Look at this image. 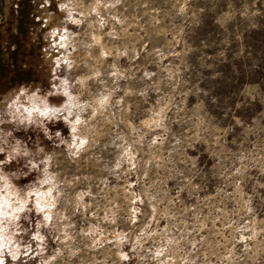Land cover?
<instances>
[{
    "label": "clouds",
    "instance_id": "1",
    "mask_svg": "<svg viewBox=\"0 0 264 264\" xmlns=\"http://www.w3.org/2000/svg\"><path fill=\"white\" fill-rule=\"evenodd\" d=\"M0 66V264H264V0H0Z\"/></svg>",
    "mask_w": 264,
    "mask_h": 264
},
{
    "label": "rangeland",
    "instance_id": "2",
    "mask_svg": "<svg viewBox=\"0 0 264 264\" xmlns=\"http://www.w3.org/2000/svg\"><path fill=\"white\" fill-rule=\"evenodd\" d=\"M13 39H15V37H13ZM17 52H23L22 45L18 44ZM11 55L13 57H15L16 56V53H12ZM0 72H3V67L2 66H0ZM17 75H19V73H17Z\"/></svg>",
    "mask_w": 264,
    "mask_h": 264
}]
</instances>
